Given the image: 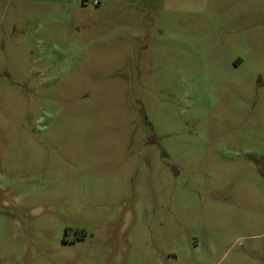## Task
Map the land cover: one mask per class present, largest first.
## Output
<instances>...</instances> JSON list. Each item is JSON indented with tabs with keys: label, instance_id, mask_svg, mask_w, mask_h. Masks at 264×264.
Wrapping results in <instances>:
<instances>
[{
	"label": "rangeland",
	"instance_id": "374dc122",
	"mask_svg": "<svg viewBox=\"0 0 264 264\" xmlns=\"http://www.w3.org/2000/svg\"><path fill=\"white\" fill-rule=\"evenodd\" d=\"M0 264H264V0H0Z\"/></svg>",
	"mask_w": 264,
	"mask_h": 264
}]
</instances>
